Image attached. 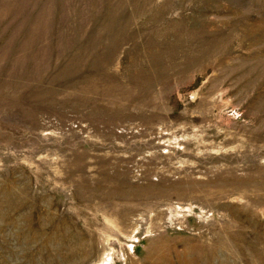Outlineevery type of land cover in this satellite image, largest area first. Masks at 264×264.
<instances>
[{"label":"rangeland","instance_id":"374dc122","mask_svg":"<svg viewBox=\"0 0 264 264\" xmlns=\"http://www.w3.org/2000/svg\"><path fill=\"white\" fill-rule=\"evenodd\" d=\"M0 264H264V0H0Z\"/></svg>","mask_w":264,"mask_h":264}]
</instances>
